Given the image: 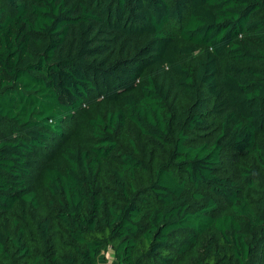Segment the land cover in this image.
<instances>
[{"label":"trees","instance_id":"16d2710c","mask_svg":"<svg viewBox=\"0 0 264 264\" xmlns=\"http://www.w3.org/2000/svg\"><path fill=\"white\" fill-rule=\"evenodd\" d=\"M108 252L264 264V0H0V264Z\"/></svg>","mask_w":264,"mask_h":264},{"label":"built area","instance_id":"2783aa9c","mask_svg":"<svg viewBox=\"0 0 264 264\" xmlns=\"http://www.w3.org/2000/svg\"><path fill=\"white\" fill-rule=\"evenodd\" d=\"M102 256H103V257L105 258V260H107V261H108V260L110 261V260L112 259V258H111V254H110V252H108V253H106V254H103ZM111 262H112V260H111Z\"/></svg>","mask_w":264,"mask_h":264},{"label":"crops","instance_id":"0c3cea01","mask_svg":"<svg viewBox=\"0 0 264 264\" xmlns=\"http://www.w3.org/2000/svg\"><path fill=\"white\" fill-rule=\"evenodd\" d=\"M101 264H112V262H111V260L110 261L109 260L107 261L104 258H101Z\"/></svg>","mask_w":264,"mask_h":264}]
</instances>
